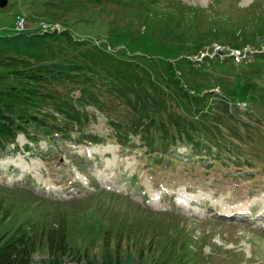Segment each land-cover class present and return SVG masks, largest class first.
Instances as JSON below:
<instances>
[{"label": "rangeland", "instance_id": "obj_1", "mask_svg": "<svg viewBox=\"0 0 264 264\" xmlns=\"http://www.w3.org/2000/svg\"><path fill=\"white\" fill-rule=\"evenodd\" d=\"M74 1L8 0L0 34L15 32L21 12L26 31L52 21L147 68L96 86L46 85L50 122L0 146V184L43 199L24 204L14 224L64 213L63 264H103L116 249L121 264H155L138 257L130 230L148 220L185 229L202 264H264V0ZM178 3L187 25L169 16ZM47 260L39 246L33 261Z\"/></svg>", "mask_w": 264, "mask_h": 264}, {"label": "trees", "instance_id": "obj_2", "mask_svg": "<svg viewBox=\"0 0 264 264\" xmlns=\"http://www.w3.org/2000/svg\"><path fill=\"white\" fill-rule=\"evenodd\" d=\"M178 4L169 16L178 24L187 25L185 11L188 6ZM15 20L16 17V23ZM197 44L194 42L193 45ZM190 46L189 43L186 49L179 48L187 51ZM195 52L190 51L188 54ZM186 56L184 59L187 63H192ZM132 58L124 53L118 56L88 40L76 39L67 31L24 30L0 34V146L16 142L18 132L29 136V125L44 128L50 122L41 106V101L46 99L49 92L47 84L70 81L79 83L82 88L89 84L96 86L101 77L118 75V71L122 72V68L127 67L129 72L140 76L147 67L137 65L139 61ZM150 68L154 70L157 65L151 64ZM171 79L181 94H186L179 80L174 76ZM71 111H67L70 118L78 119L77 115L69 113ZM42 200V197L23 188L0 184V225L13 220L11 229L0 230V264H36L33 253L39 246L45 247L48 254V262L39 264L64 263V258L70 252L64 213L53 218L57 222L48 221L45 216V219L36 217L14 224L16 213L24 204L34 202L36 207ZM135 224L130 230L135 229L133 234L139 239L135 247L138 257L150 253L155 264H202L197 250L191 245L193 239L185 229L179 228L175 234H171L168 226L164 228L158 222L148 220ZM118 244L120 236L116 242ZM119 256L118 249L113 258L107 251L103 264H111L112 261L121 264Z\"/></svg>", "mask_w": 264, "mask_h": 264}, {"label": "built area", "instance_id": "obj_3", "mask_svg": "<svg viewBox=\"0 0 264 264\" xmlns=\"http://www.w3.org/2000/svg\"><path fill=\"white\" fill-rule=\"evenodd\" d=\"M41 26L43 29H57L58 25H56L55 23L51 24V23H46V22H41ZM25 28V17L21 14H17L16 15V29H23Z\"/></svg>", "mask_w": 264, "mask_h": 264}, {"label": "water", "instance_id": "obj_4", "mask_svg": "<svg viewBox=\"0 0 264 264\" xmlns=\"http://www.w3.org/2000/svg\"><path fill=\"white\" fill-rule=\"evenodd\" d=\"M8 0H0V8L4 7L7 4Z\"/></svg>", "mask_w": 264, "mask_h": 264}]
</instances>
